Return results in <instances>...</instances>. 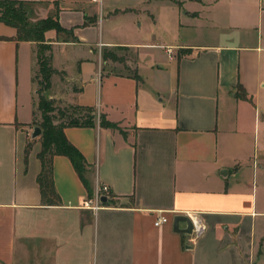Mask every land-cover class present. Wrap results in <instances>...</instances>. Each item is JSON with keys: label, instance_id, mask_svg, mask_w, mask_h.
Returning a JSON list of instances; mask_svg holds the SVG:
<instances>
[{"label": "crops", "instance_id": "obj_1", "mask_svg": "<svg viewBox=\"0 0 264 264\" xmlns=\"http://www.w3.org/2000/svg\"><path fill=\"white\" fill-rule=\"evenodd\" d=\"M31 1L32 20L56 13L75 35L44 32L48 97L94 110V125L63 129L93 195L54 155L58 200L42 197L37 42L0 20V264H264V0ZM108 49L133 54L126 70ZM96 183L109 191L95 209ZM175 214L205 232H175Z\"/></svg>", "mask_w": 264, "mask_h": 264}, {"label": "trees", "instance_id": "obj_2", "mask_svg": "<svg viewBox=\"0 0 264 264\" xmlns=\"http://www.w3.org/2000/svg\"><path fill=\"white\" fill-rule=\"evenodd\" d=\"M33 2L31 0H0V20L15 26L16 38L23 40H35L38 44L36 49L37 63L40 64L45 87L49 85V79L55 68L50 64V54H46L45 50L50 48L44 32L53 28L57 33H63V38H75L71 28H64L60 25L56 13L46 17L32 20L30 18V7ZM106 56H113L108 51L104 53ZM138 77V74H135ZM54 100L39 95L38 109L41 110L42 121L38 124L41 129V149L37 156L41 163V170L37 176L42 197L48 204H53L58 200L52 180V158L54 155H64L71 161L75 171L86 188L87 195L91 197L93 191L89 178V165L82 153L66 138L64 127L66 126H92L95 122V113L92 107L81 105H70L71 112L60 110V121L53 123L52 118L48 114L54 111ZM100 124L105 127H116L104 118L100 119ZM118 128V127H116ZM119 129V128H118ZM120 130V129H119ZM122 132V130H120Z\"/></svg>", "mask_w": 264, "mask_h": 264}, {"label": "rangeland", "instance_id": "obj_3", "mask_svg": "<svg viewBox=\"0 0 264 264\" xmlns=\"http://www.w3.org/2000/svg\"><path fill=\"white\" fill-rule=\"evenodd\" d=\"M38 48V44L36 43V49ZM109 53H114V55L116 56L115 58H117L116 60H109L110 61V64L113 65L114 67L116 66L117 68H122L123 70H126L124 67H123V64L122 61L124 63H126V58H129V57H132L133 54L130 53V52H125V51H122V50H114V49H108L107 50ZM45 53L46 54H50L49 53V49H46L45 50ZM116 53V54H115ZM123 58V59H121ZM132 65H133V62L129 61ZM128 70V69H127ZM54 72L51 73L50 75V79H49V85L48 87H45V80H44V77H43V73H42V70H41V67H40V64L37 63V66L33 72V82H34V87H35V99H36V108H35V111L33 113V119H32V123L31 125L33 126H38V124L41 123L42 121V117H41V110L38 109V100H39V95H42L44 97H47L49 98V94L51 92V76ZM60 77V88H67V84L69 83L66 79V77L64 75H62L61 73H59L58 75ZM59 85V84H58ZM52 99V98H50ZM54 100V99H53ZM54 111H49L48 114L50 116H54V118H52V121L53 123H58L60 121V114H59V111L58 109L60 110H67L68 112H71V110L69 109V106L70 104H66V103H63V102H58L57 100H54ZM258 117H259V120L262 122L264 121V110L260 111V113L258 114L257 113V120H258ZM258 125V129L256 131V140H258V143H257V147H261L262 143H263V139H264V123H261ZM86 176L88 178H90L91 175L89 174H86ZM262 175H257L256 177V180L260 181L263 180L264 178L261 177Z\"/></svg>", "mask_w": 264, "mask_h": 264}, {"label": "built area", "instance_id": "obj_4", "mask_svg": "<svg viewBox=\"0 0 264 264\" xmlns=\"http://www.w3.org/2000/svg\"><path fill=\"white\" fill-rule=\"evenodd\" d=\"M95 1L101 2V0H95ZM167 52L171 53L170 47H167ZM108 191L109 190H108V187L106 185L96 183V187L94 190V196H93L95 204H94L93 208L96 209L98 207V203L100 201L101 196L107 195ZM187 215L189 216V218L192 221L193 229H192L191 235H192V239H195L198 236H200L201 234H203V232H205L206 225L199 218L193 217L190 214H187ZM166 221H167V218L165 216H160L155 220L154 224L160 225L162 223H165Z\"/></svg>", "mask_w": 264, "mask_h": 264}, {"label": "water", "instance_id": "obj_5", "mask_svg": "<svg viewBox=\"0 0 264 264\" xmlns=\"http://www.w3.org/2000/svg\"><path fill=\"white\" fill-rule=\"evenodd\" d=\"M41 129L38 126H34L33 131L31 133L32 137H36L40 135ZM101 201H106V196H101ZM184 223V227H181L180 224ZM172 227L175 232L184 233V234H191L193 229V224L191 219L187 214H175L172 218Z\"/></svg>", "mask_w": 264, "mask_h": 264}]
</instances>
